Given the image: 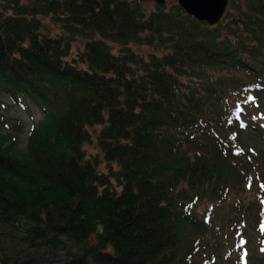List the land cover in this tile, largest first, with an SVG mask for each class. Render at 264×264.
Here are the masks:
<instances>
[{
  "label": "trees",
  "instance_id": "trees-1",
  "mask_svg": "<svg viewBox=\"0 0 264 264\" xmlns=\"http://www.w3.org/2000/svg\"><path fill=\"white\" fill-rule=\"evenodd\" d=\"M148 1L0 0V94L42 112L23 151L0 133L1 264L68 244L60 264H243L247 224L264 229L261 187L251 210L231 197L253 189L238 131L264 101V0L214 25Z\"/></svg>",
  "mask_w": 264,
  "mask_h": 264
},
{
  "label": "rangeland",
  "instance_id": "rangeland-1",
  "mask_svg": "<svg viewBox=\"0 0 264 264\" xmlns=\"http://www.w3.org/2000/svg\"><path fill=\"white\" fill-rule=\"evenodd\" d=\"M169 4H173L178 0H166ZM156 2L153 0L148 1V11L155 8ZM41 19L44 25L54 30L53 33L60 32L58 25L53 23L49 15H41ZM82 41L76 40L73 44V53L69 57L71 59L82 47ZM112 46H115L111 42ZM22 104H16L5 94H0V133L5 135H15L17 137V150L23 151L26 147L29 132L34 124H37L42 119V112L40 108L28 99H22ZM259 109L255 107L246 108V111L242 113L243 124H245L242 130H239V135L243 136V148L246 151V155L250 158V170L253 174L254 180L251 192L243 191L241 193L233 190L232 198H241L244 200V209H250L251 200H253L252 193L258 187H261L264 192V127L260 122H264V101L259 102ZM253 109V110H252ZM257 116V117H255ZM260 118V122L256 121V118ZM259 126V128L253 126ZM92 131L99 129V126L91 127ZM221 131V129H220ZM222 135V133H220ZM88 154L99 153V148L95 141L87 146ZM101 168L105 167V164H101ZM251 208H254L251 204ZM251 210V209H250ZM194 213H198L200 216L209 213L211 221L214 224L226 225L229 220V206L222 203L215 205V209L211 210L208 202H198L194 209ZM208 215V214H207ZM226 227V226H225ZM230 228V227H229ZM228 228V229H229ZM247 234L249 235V242L247 246V254H242L243 264H264V229L258 228V226L252 221L247 224ZM93 237L90 241L93 242ZM80 248L77 245L68 244V248L62 250L50 251L51 254L45 253V256L53 264H60L65 259L66 253L78 252ZM3 252L0 249V256ZM0 257V261H1ZM1 264V262H0ZM220 264V263H218Z\"/></svg>",
  "mask_w": 264,
  "mask_h": 264
},
{
  "label": "water",
  "instance_id": "water-1",
  "mask_svg": "<svg viewBox=\"0 0 264 264\" xmlns=\"http://www.w3.org/2000/svg\"><path fill=\"white\" fill-rule=\"evenodd\" d=\"M164 4L166 0H154ZM179 5L198 20L216 24L225 14L229 0H178Z\"/></svg>",
  "mask_w": 264,
  "mask_h": 264
}]
</instances>
